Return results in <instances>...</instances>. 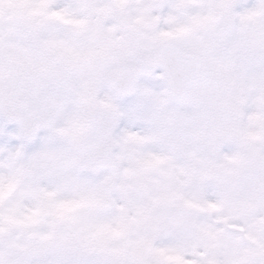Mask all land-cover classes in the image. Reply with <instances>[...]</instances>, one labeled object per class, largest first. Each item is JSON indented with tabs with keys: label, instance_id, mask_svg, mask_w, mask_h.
I'll return each instance as SVG.
<instances>
[{
	"label": "clouds",
	"instance_id": "clouds-1",
	"mask_svg": "<svg viewBox=\"0 0 264 264\" xmlns=\"http://www.w3.org/2000/svg\"><path fill=\"white\" fill-rule=\"evenodd\" d=\"M0 264H264V0H0Z\"/></svg>",
	"mask_w": 264,
	"mask_h": 264
}]
</instances>
